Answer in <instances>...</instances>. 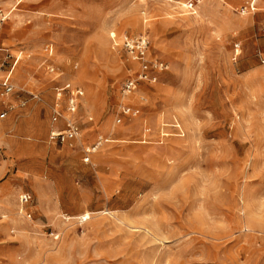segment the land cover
I'll return each mask as SVG.
<instances>
[{"label": "rangeland", "instance_id": "374dc122", "mask_svg": "<svg viewBox=\"0 0 264 264\" xmlns=\"http://www.w3.org/2000/svg\"><path fill=\"white\" fill-rule=\"evenodd\" d=\"M0 7V264H264V0ZM125 36L167 64L130 95ZM67 83L73 145L52 134Z\"/></svg>", "mask_w": 264, "mask_h": 264}, {"label": "built area", "instance_id": "2783aa9c", "mask_svg": "<svg viewBox=\"0 0 264 264\" xmlns=\"http://www.w3.org/2000/svg\"><path fill=\"white\" fill-rule=\"evenodd\" d=\"M5 21V15L2 7H0V27ZM124 47L128 49L134 59H137L141 62L140 70L135 73V76H130L123 83V93L125 95L132 94L140 81H152L155 82L158 80V73L162 72L167 68L165 61L160 59H148L147 50L149 47V39L147 37L141 36L139 38L133 39L129 36L123 38ZM51 71H54V68H51ZM2 95L13 94L14 84L9 80L2 81ZM84 91L81 87L72 86L70 83L65 84L64 86L56 87V97L58 100H67V106L65 110H62L59 102L53 106L52 121L56 124L63 122L64 126L62 129L53 131V136L57 137L58 141L62 144L73 145V142L76 139L81 137V128L76 120V114L79 108V101L82 99ZM34 97H37L35 95ZM122 111L124 114L136 115L137 110L131 108L128 105L123 106ZM7 112L4 111L1 113V117H6ZM89 119H92L90 117ZM121 119L119 118V122ZM103 137H99L98 140L86 148H84V160L89 162L92 154L96 151L97 148L105 141ZM23 202H28L30 200V195L24 194L21 198Z\"/></svg>", "mask_w": 264, "mask_h": 264}, {"label": "bare ground", "instance_id": "6f19581e", "mask_svg": "<svg viewBox=\"0 0 264 264\" xmlns=\"http://www.w3.org/2000/svg\"><path fill=\"white\" fill-rule=\"evenodd\" d=\"M101 137H103V136H101Z\"/></svg>", "mask_w": 264, "mask_h": 264}]
</instances>
